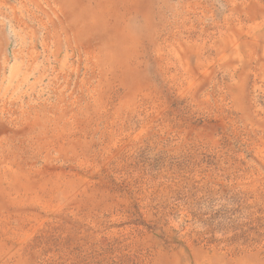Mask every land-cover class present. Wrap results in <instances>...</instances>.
Listing matches in <instances>:
<instances>
[{"label":"rangeland","instance_id":"374dc122","mask_svg":"<svg viewBox=\"0 0 264 264\" xmlns=\"http://www.w3.org/2000/svg\"><path fill=\"white\" fill-rule=\"evenodd\" d=\"M0 264H264V0H0Z\"/></svg>","mask_w":264,"mask_h":264}]
</instances>
